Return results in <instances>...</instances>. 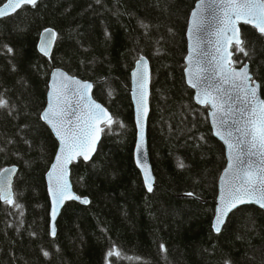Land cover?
I'll list each match as a JSON object with an SVG mask.
<instances>
[{
  "label": "trees",
  "instance_id": "1",
  "mask_svg": "<svg viewBox=\"0 0 264 264\" xmlns=\"http://www.w3.org/2000/svg\"><path fill=\"white\" fill-rule=\"evenodd\" d=\"M197 1L40 0L0 19V99L8 101L0 107V172L18 167L21 206L0 199V264H264V210L241 207L221 233L213 229L227 156L210 108L196 103L185 79ZM49 28L57 42L47 58L38 42ZM242 37L248 55L234 46V66L250 64L264 95V35L245 25ZM143 56L152 66V192L134 159L131 73ZM56 68L93 82L114 123L94 158L72 168L75 191L90 204L68 202L52 237L46 173L58 141L41 114ZM114 247L119 259L106 255Z\"/></svg>",
  "mask_w": 264,
  "mask_h": 264
},
{
  "label": "snow or ice",
  "instance_id": "2",
  "mask_svg": "<svg viewBox=\"0 0 264 264\" xmlns=\"http://www.w3.org/2000/svg\"><path fill=\"white\" fill-rule=\"evenodd\" d=\"M37 3L38 0H7L0 7V18L14 13L24 5L35 7ZM205 11L209 13L207 17L203 15ZM241 21L253 25L261 35H264V0H200L199 10L192 13V27L189 30V35L193 38V45L191 53L187 57L189 64L187 82L193 89H198L195 99L202 105H210L213 109L211 116L217 127L216 135L224 139L222 130L224 126L228 127L226 137L228 138L230 163L225 176L227 177L231 173L233 180H225V191L220 196V212L214 224L216 232L221 231V225L227 213L238 205L255 203L264 208V99H260L257 95L260 85L252 79L248 66L241 64V67L237 69L234 65L239 62L232 61L231 53H228L227 48L224 47L225 42L228 45L234 42L237 45V51L248 55L239 36L238 24ZM209 27H215L217 55L208 59L207 66H204V58L208 56V53L202 48L205 42L203 34L208 31ZM54 35L52 33L53 37ZM46 47V45L41 46V51L45 54H47ZM8 52H12V49L8 48ZM221 52H225L227 55H219ZM141 60L143 61V57ZM61 75L64 77L63 80L52 84L51 103L41 114L42 119L55 130V135L61 142L57 162L49 172L50 191L54 202L51 213L53 222L59 205L65 199L81 200V197L71 192L67 181V165L74 157L83 156L85 160L90 159V153L94 151L100 133L104 131L100 125L106 123L110 126L114 123L107 109L90 98L79 112L71 109L68 83L75 85L76 91L79 93V101L85 100L87 91L92 85L67 77L66 74ZM134 76L137 80V122L140 126L137 163L144 169L147 190L151 192L154 177L150 175L143 151L144 126L148 111L146 103L148 77L147 73H142L139 67ZM221 84H229L233 91L242 94L243 106L238 110L241 113L240 119L234 118L232 107L225 108V101L220 95H213V91L217 93L223 91L220 87ZM237 99H241V97L237 96ZM7 104V100L0 99V107H6ZM245 112L247 113L246 117L243 115ZM70 115L75 116V122L69 119ZM232 129H235V134ZM252 157L259 159L253 161ZM142 161L145 162L142 163ZM179 166L184 167L183 163ZM9 171L6 168L0 172V199L20 208L21 206L16 203L11 191ZM82 202L90 203L87 198H83ZM55 234V224L53 223L51 235L55 236ZM44 255L47 256L49 253L45 252ZM106 255L109 258L119 259L122 253L114 247ZM109 264H112L111 260Z\"/></svg>",
  "mask_w": 264,
  "mask_h": 264
},
{
  "label": "water",
  "instance_id": "3",
  "mask_svg": "<svg viewBox=\"0 0 264 264\" xmlns=\"http://www.w3.org/2000/svg\"><path fill=\"white\" fill-rule=\"evenodd\" d=\"M39 1L40 0H38V2ZM2 6H0V7H2ZM24 6L20 7L19 9H17L14 13L6 15V16L0 18V19H3L5 17H8V16H11V15L15 14L16 12L21 10ZM199 6H200V0H198L196 2L195 6H194V8H193V10H192V12L190 14L188 27H187V32H186V37H187V55L185 57L186 67H185V71H184L186 82H187V77H188L187 69L189 67L187 57L191 53V49H192V45H193V38L190 37L189 30L192 27V13L194 11H198L199 10ZM203 15L205 17H207L209 15L208 11H205L203 13ZM245 25H248V26H251V27L255 28L253 25L246 24L243 21L239 22V24H238L239 36H240V39L242 41H243V37H242V30L243 29H242V27L245 26ZM48 30H51V31H48ZM52 33L55 34L54 37L52 36ZM214 33H215V27H209L208 31L203 34V38H204L205 42H204L202 48H203V51L208 53V56L204 58V60H205V65L204 66H207V60L208 59H211L213 56L217 55L216 47H215V41H216L217 37L215 36ZM56 42H57V32L54 29H52V28L44 30L41 33L40 39H39V42H38V50H39V52L42 55H44L45 57L50 58L52 56L53 52H54V49H55V46H56ZM42 45H46L47 46L46 47L47 54H45V52L41 51V46ZM234 46H237L234 42L231 45H228L226 42L224 44V47L227 48V52L231 53L230 59L232 61H234V55H235V53L233 51ZM219 55H227V53L221 52V53H219ZM246 65L248 66L249 74L251 75L252 79L255 81L256 84L260 85V88L258 89V92H257L258 97L260 99H264L261 83L258 80H255L253 78V74L251 72L250 64H246ZM138 67L141 69L142 73L146 72L147 73V77H148L147 98H146L148 111H147V116H146L145 126H144L145 143L143 145V151L145 153L146 165L150 169V175L152 177H154V180L152 182V187H153V190H154L155 185H156V175H155L154 168H153V163H152V160H151L150 146H149V119H150V115H151V96H152V66H151V63H150L149 59L147 57H144V56H143V61L141 60V58L137 61L136 65H135V67H134V69L132 70V73H131V98H132V103H133V107H134L135 124H136V128H137V141H136V146H135V150H134V159H135L136 166L138 167V169L141 172V175H142V178H143V181H144V185H145V187L147 189V184H146V181H145L144 169H142L137 163V147H138V145L140 143V141H139L140 126H139V124L137 122V104H136V99H137V96H136L137 80H136V77L134 76V73L136 72ZM236 68L239 69V67H236ZM61 74H66L67 77H71V78H74L75 80H78V81H80L82 83H88V84L92 85V87L87 91V96L85 97V100L84 101H79V93L76 91L75 85H73L71 83H68V97H69V103L71 105V109H75V110H77V112H79L81 107L85 103H87V100L90 98L91 100L95 101L97 104L102 105L103 108L107 109L108 113L112 116L111 111L104 104L99 102L94 97L95 84L93 82L87 81V80H83V79H81V78H79L77 76H73V75L69 74L67 71H65L63 69H60V68L54 69L52 71V73H51L50 82H49V88H48V93H47V104H46V107L43 110V112L48 108V105L51 103V100H52V96H51L52 84L53 83H58L61 80H63V78H64ZM187 84H188V82H187ZM188 86L191 89H193L189 84H188ZM220 87L223 89V91L220 92V93H217V92L213 91V95H220L223 98V100L225 101V105H224L225 108L227 109L229 107H232L233 110H234V114H235L234 118L235 119H240L241 118V113L238 110L243 106V104H242V94H240V93H238L236 91H233L231 85H229V84H221ZM193 91H194V99H195L196 94L198 92V89H193ZM237 96H240L241 99H237ZM229 97H231V99H229ZM195 101L200 106L206 107L205 105L200 104L196 99H195ZM209 107H210L209 117H210V123H211L212 129H213V133H214L215 137L217 139H219L224 144L225 149H226V156H227L226 167L223 170V172H222V174H221V176L219 178L218 195H217V198H216L215 216H214V220H213V229H214V224H215V221H216V217H217V215H219L220 208H221L220 196L223 194V192L225 191V187H226L225 186V180L227 179L229 181H232L233 180V176H232L231 173H229L227 177L225 176V173H226V171L228 169V166H229V163H230V156L228 154V146H227V139L228 138L226 137V132L228 130V127L224 126V128L222 130V135L225 136L224 139H222L221 136H217L216 135L217 127H216V124L213 123V118L211 116V113H212L213 109L211 108L210 105H209ZM243 115H244V117H246L247 113L245 112ZM112 118H113V116H112ZM41 119H42V116H41ZM69 119H71V120H73V122H75V116L70 115ZM43 122L47 124L46 121L43 120ZM105 125H106V123H102L100 126L104 129ZM48 126H49V128L51 129V131L53 132L55 138L58 141V148H57V152H56L55 158H54V160H53L48 172L46 173V183H47V189H48V194H49V198H50V234H51L52 225L54 223L55 224L56 234H55V236H52V235L51 236L52 237H56L57 236V232H58V221H59V218H60V216L62 214V211H63L64 207L66 206V204L68 202H71V201H75V202H78V203L83 204V205H89L90 203L84 204L82 202L83 198H87V197H81V200L65 199L63 201V203L59 205L58 210H57V215L55 217V221L53 222L51 213H52V209L54 207V202H53V199H52V193L50 191L51 181L49 179V172L52 171L53 165H55L56 162H57V157L60 154L59 150H60V147H61V142H60L59 138L55 135V130L50 125H48ZM232 130H233V132L235 134V129H232ZM102 138H103V132L100 133L99 139H98V141L95 144L94 151H92L90 153V156H91L90 159L85 160L83 158V156L74 157L72 159V161L67 165V181H68V183H69V185L71 187V192L75 193V195H77V196H79V195L75 191L74 183H73V179H72V168H73V165H74V163L79 162V160H83L85 162H90L94 158V156L96 155V153L98 151V148L100 146V143L102 141ZM233 142H235V141H233ZM251 159L253 161H258L259 158L258 157H252ZM143 162H145V161H142V163ZM6 168L10 170L9 174L11 175V191L13 193V196L15 197L14 186H15L16 176H17V173H18V167L17 166H8ZM6 168H4V169H6ZM12 169H14L15 171L12 172L11 171ZM3 170L1 172H3ZM87 199L90 201L89 198H87ZM9 205H11V204H9ZM249 205H253V206H257V207L261 208L259 205L255 204V203H246V204L238 205L235 209H233L232 211L228 212L227 215L225 216L224 222L221 225V231L220 232H216L215 230L214 231L216 233H221L223 228H224V226H225V224L227 223L229 217L231 216V214L234 211H236L237 209H239L241 207H244V206H249ZM261 209L264 210V208H261Z\"/></svg>",
  "mask_w": 264,
  "mask_h": 264
}]
</instances>
